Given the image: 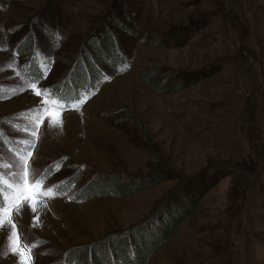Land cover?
Instances as JSON below:
<instances>
[{
  "label": "rangeland",
  "instance_id": "374dc122",
  "mask_svg": "<svg viewBox=\"0 0 264 264\" xmlns=\"http://www.w3.org/2000/svg\"><path fill=\"white\" fill-rule=\"evenodd\" d=\"M124 1L130 21L109 14L110 0H0V176L18 179L31 152L29 184L46 176L40 191L54 189L35 212L31 200L12 208L0 264H22L13 231L35 246L29 264H119L113 244L127 232L147 243V226L188 202L173 201L189 182L205 192L145 264H264V0H232L236 31L218 13L229 0ZM105 27L114 55L102 61ZM252 74L255 119L244 110ZM169 171L139 191L92 195Z\"/></svg>",
  "mask_w": 264,
  "mask_h": 264
},
{
  "label": "trees",
  "instance_id": "16d2710c",
  "mask_svg": "<svg viewBox=\"0 0 264 264\" xmlns=\"http://www.w3.org/2000/svg\"><path fill=\"white\" fill-rule=\"evenodd\" d=\"M200 1H202V0H195V4L198 5L200 3ZM229 2H230L229 3L230 4L229 11L220 12V10H218V13H223L224 16L228 17L229 19L226 21L231 23L230 27L232 29H234V28H237L236 24H238V26H240V24H241V21L239 18V16H241V13L238 12L236 10V8L235 9L233 8L234 0H233V2H232V0H229ZM222 3H225V0H223ZM127 5H128V3H125L124 0H110V5H109L110 7H108V12L110 14L112 11L117 18H122V19L126 18L127 21H130V19L132 17L130 14L132 11H128ZM214 7H215L214 9L217 8V6H214ZM116 12H119L118 14L120 16H117ZM212 13H214V12H212ZM105 14L106 13L101 14L102 18L105 17ZM200 21H201V19L199 17H197V18L189 19V21H187V24L189 26L191 24L199 23ZM34 24H35V21H34ZM180 27L183 28L184 26H180ZM103 29H105V30L101 34L102 36L100 38V41L97 42L100 44V48L103 51V53L101 54L102 55L101 56L102 61L104 60V55L106 57H108L109 59H112V57L114 55L113 54L114 49H110L111 32H110L109 28H107V27H105ZM177 32H179V31H177ZM244 47H246V46H243L242 50L247 51V49ZM117 50H119V49L117 48ZM20 52L21 53L24 52L23 49ZM245 70L247 71V69H245ZM252 77H253V79L251 80V82H252L251 86L252 87H251V91H249L250 95L245 100L244 110H247L248 114L253 115L252 119H255V116H256L255 113L257 112L258 104H257V101L254 99V96L256 95V93L259 92L261 82H260L259 78L257 77V75L252 74ZM184 87H185V84L182 83L180 86H178V88L173 86L172 88L168 89L167 91L169 93H173L179 89H183ZM161 91L164 92V90H161ZM256 138H257V135L255 133H248V139L251 142L253 140H255ZM167 176H170V171L169 172H158L154 176H150V177H146V178L142 177L143 179L141 177L130 176V178L127 180V182L130 181V183L125 182L126 183L125 186H122V185L121 186L120 185L115 186V184L119 181V178L118 179L116 178L114 181V184L111 187L104 189V190L98 189L94 193H92V195H99V194H111L114 196L126 195V194L131 193V191H133V192L139 191L141 189L150 187V186L154 185L155 183L159 182L160 180H162L163 178L164 179L167 178ZM192 184H193V182H189L185 186L182 185L181 186L182 190L176 191V193H178V194L174 197V199L176 200V201H173L174 204L176 202V205L173 204L175 206V208H178V203H181V202L184 203L185 200L188 199V202L185 204L186 206L184 205L185 207L180 206L181 208H178L177 210H175V212H178V213H176L174 216L171 215L166 219H164V217H163V218H161L163 220H160L156 223H151L150 225L147 226V229L149 228V226H152L150 231H149L150 238L146 240L147 243H144V244L139 243L141 241V239L140 240L136 239L137 242H135L134 234L127 232L125 235L124 234L122 235V238L118 239L120 246L122 245V247L123 246L125 247V251L123 249H122V251L117 250L116 248H119L120 246L117 247L113 244V246L111 247V253L116 258L117 263H119V264H145L146 263L148 257L155 251L156 248H158L173 233V231L178 226V224L185 218V216L187 214H189L193 210L195 203L201 197V195L205 192L206 187H202L200 190H194L191 193L190 191H191ZM129 185H131V186H129ZM88 197L81 196L78 198L79 199H87ZM167 200H165L163 202L162 206L164 204H166ZM169 212L172 213L170 209H169ZM173 213H174V211H173ZM145 230H144V232H145ZM144 239H146V238H144ZM89 250L91 251V249H89ZM92 254L93 253L91 252V257H92ZM93 257L95 258V256H93ZM93 257H92V259H93ZM93 261H94V259H93ZM96 264H107V263H105V262L104 263L103 262L98 263L97 262Z\"/></svg>",
  "mask_w": 264,
  "mask_h": 264
},
{
  "label": "snow or ice",
  "instance_id": "6c2138e0",
  "mask_svg": "<svg viewBox=\"0 0 264 264\" xmlns=\"http://www.w3.org/2000/svg\"><path fill=\"white\" fill-rule=\"evenodd\" d=\"M31 88L35 89L37 86L36 84H31ZM36 95L39 96L41 93L39 91L36 92ZM86 99V98H85ZM83 100L80 101L81 104H83ZM62 107V106H61ZM72 107H77V105H73ZM44 111H47V109H44ZM51 115V113H49ZM59 114L57 113L56 116L52 119V124L58 125L62 124V120L58 118ZM37 121V127H39L40 123L43 121V112H40L35 117ZM36 132L34 131L32 133L33 136H36ZM32 156L31 152L27 153V156L22 157L23 162V169L22 172L18 175V179H14L12 183H9L7 179H4L2 176H0V210H2L3 219H0V228H6L11 227L12 229H15L14 222L9 221V215L13 207H19L21 203H27L28 200H31L32 207L31 210L33 212L36 211V203L38 197L47 196L51 197L54 195V189L49 188L47 191H40L41 186L46 182L47 177L42 176L41 179L35 180L34 183L29 184V157ZM10 191V194L5 197L4 192ZM30 192V196H26L25 194ZM7 201V204L5 206V203ZM13 242L11 251L13 253H19L22 258V264H29L31 252L32 249L35 247L34 245L28 248H22L20 246V237L18 232L13 231Z\"/></svg>",
  "mask_w": 264,
  "mask_h": 264
}]
</instances>
